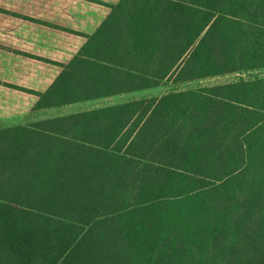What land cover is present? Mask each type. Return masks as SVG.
Masks as SVG:
<instances>
[{
  "label": "trees",
  "instance_id": "obj_1",
  "mask_svg": "<svg viewBox=\"0 0 264 264\" xmlns=\"http://www.w3.org/2000/svg\"><path fill=\"white\" fill-rule=\"evenodd\" d=\"M91 49L38 107L264 68V0H121ZM0 264H264V78L0 130Z\"/></svg>",
  "mask_w": 264,
  "mask_h": 264
},
{
  "label": "crops",
  "instance_id": "obj_2",
  "mask_svg": "<svg viewBox=\"0 0 264 264\" xmlns=\"http://www.w3.org/2000/svg\"><path fill=\"white\" fill-rule=\"evenodd\" d=\"M120 2L0 0V130L43 125L114 107L120 104L109 101L141 92L57 106L50 104L51 99H45L41 107L37 106L40 98L64 74L62 87L68 88L70 83L86 85L89 64L93 62L87 56H93L95 51L91 49L88 55L79 56L81 49ZM76 60L79 62L72 65Z\"/></svg>",
  "mask_w": 264,
  "mask_h": 264
},
{
  "label": "rangeland",
  "instance_id": "obj_3",
  "mask_svg": "<svg viewBox=\"0 0 264 264\" xmlns=\"http://www.w3.org/2000/svg\"><path fill=\"white\" fill-rule=\"evenodd\" d=\"M264 78V68L255 69L240 73H229L221 76H212L200 80L190 81L181 84H173L172 82H166L167 84L163 87L157 89H151L141 92H135L128 94L125 97H122L117 100L109 101L112 104H123L125 101H134V100H150L154 98H159L161 96L181 92V91H190L197 90L199 88H207L218 85H228L237 83L240 80L244 81H253Z\"/></svg>",
  "mask_w": 264,
  "mask_h": 264
}]
</instances>
